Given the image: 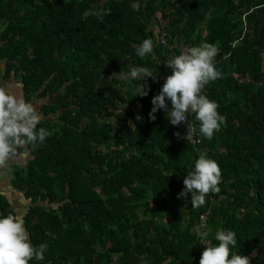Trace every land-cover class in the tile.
I'll list each match as a JSON object with an SVG mask.
<instances>
[{
    "label": "trees",
    "instance_id": "trees-1",
    "mask_svg": "<svg viewBox=\"0 0 264 264\" xmlns=\"http://www.w3.org/2000/svg\"><path fill=\"white\" fill-rule=\"evenodd\" d=\"M132 3L0 0L3 78L18 76L26 99L43 100L40 126L53 130L12 180L30 200L21 217L31 242L48 245L46 259L30 264H199L206 245L194 228L207 210L213 234L231 228L235 250L264 264V0H140L139 11ZM101 9L109 14H92ZM155 23L177 54L218 48L223 76L204 94L226 120L197 146L175 135L182 129L162 109L149 118L173 55ZM146 38L155 55L142 59L133 45ZM136 66L157 71L147 96L123 78ZM201 153L219 163L222 181L195 208L178 193ZM0 212L18 214L2 195Z\"/></svg>",
    "mask_w": 264,
    "mask_h": 264
},
{
    "label": "clouds",
    "instance_id": "clouds-1",
    "mask_svg": "<svg viewBox=\"0 0 264 264\" xmlns=\"http://www.w3.org/2000/svg\"><path fill=\"white\" fill-rule=\"evenodd\" d=\"M131 7L139 11L140 0H133ZM94 15H107L109 10L101 9ZM135 54L140 58L155 55L153 39H143L134 44ZM218 48L212 43L182 49L173 54L166 64L171 73L167 75L160 91L152 97V108L149 118L156 120V113L163 110L174 126L185 122L189 114L195 115L194 124L190 120L187 132H176L188 143L199 142V138L211 140L219 132L226 117L218 111L219 105L204 94L210 82L222 78L223 73L217 69L215 58ZM157 71L147 66H136L123 73V78L138 82L134 86V96H147L150 91L149 77L157 80ZM169 103L171 106H169ZM137 120L143 116L137 114ZM42 113L36 104L22 95L12 91L6 82H0V170H11V164L18 156L28 154L32 149L43 145L53 130L41 125ZM183 183L185 187L178 197L190 199L192 207L205 205L209 193L220 192L222 170L219 163L206 153H201L195 160L194 170L187 172ZM189 193L191 194L189 197ZM218 243L209 241V236ZM196 236L201 244L206 245L199 264H252L249 255L238 253L237 233L231 228H220L212 233L206 222L196 229ZM47 243L33 245L24 219L14 213L5 215L0 212V264H30L33 259H46Z\"/></svg>",
    "mask_w": 264,
    "mask_h": 264
},
{
    "label": "crops",
    "instance_id": "crops-1",
    "mask_svg": "<svg viewBox=\"0 0 264 264\" xmlns=\"http://www.w3.org/2000/svg\"><path fill=\"white\" fill-rule=\"evenodd\" d=\"M2 63V62H0ZM3 63L0 64V82H6L8 87L17 93L18 95L23 96V88L21 79L18 76L12 75L11 77L4 79L3 78ZM36 105L39 103L38 100L34 102ZM39 104V107L41 106ZM30 159V154L18 156L14 159L11 164V170L3 169L0 170V195L6 197L10 202L12 207L16 210V212L23 216L28 207L30 206V200L24 197L22 191L16 189L13 184L12 180L20 169H23L27 162Z\"/></svg>",
    "mask_w": 264,
    "mask_h": 264
},
{
    "label": "built area",
    "instance_id": "built-area-1",
    "mask_svg": "<svg viewBox=\"0 0 264 264\" xmlns=\"http://www.w3.org/2000/svg\"><path fill=\"white\" fill-rule=\"evenodd\" d=\"M159 39V42L161 44H163L167 49H169L170 52H172L173 54H177L175 53L174 51V45L170 42V38L168 36V33L164 30V29H161L159 32H158V37ZM191 119L188 117V119L185 121V122H182L179 126L181 127L182 129V134L183 133H186L187 132V124L188 122L190 121ZM194 123V122H193ZM183 139V138H182ZM185 142H187L185 139H183ZM202 140V137L199 138V142H189V144L193 145V146H197ZM209 216H210V210H207L205 211L204 213H202L199 217V219L197 220V223L195 225V232H196V229L198 228V226L203 223V222H208V219H209Z\"/></svg>",
    "mask_w": 264,
    "mask_h": 264
},
{
    "label": "rangeland",
    "instance_id": "rangeland-1",
    "mask_svg": "<svg viewBox=\"0 0 264 264\" xmlns=\"http://www.w3.org/2000/svg\"><path fill=\"white\" fill-rule=\"evenodd\" d=\"M158 18H159V16H158ZM155 21H156V20H155ZM157 22H158L159 24L161 23V24L164 25V23H162V22H164L162 18H160ZM152 29L154 30L155 34H157V35H158V32L161 30V29H160V26L157 25V23H155V24L152 25ZM0 64H2V63H0ZM18 78H19V77H18ZM45 100H46L47 102H49L48 99H45ZM38 102H39V103H38L36 106H37L38 109H40L39 104H40V102H43V100H40V99H39ZM118 106H120V105H118ZM118 106H117V108H119ZM113 111H114V113L111 114L110 119L115 121V120L117 119L116 116H115V114H116V112L119 111V110H118V109H117V110L115 109V110H113ZM49 119L53 120V117L51 116V118H49ZM167 220H168L167 217L164 218V221H167Z\"/></svg>",
    "mask_w": 264,
    "mask_h": 264
}]
</instances>
